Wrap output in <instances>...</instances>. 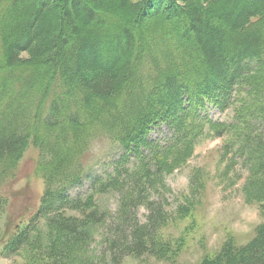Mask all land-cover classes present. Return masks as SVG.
Segmentation results:
<instances>
[{
    "label": "trees",
    "instance_id": "trees-1",
    "mask_svg": "<svg viewBox=\"0 0 264 264\" xmlns=\"http://www.w3.org/2000/svg\"><path fill=\"white\" fill-rule=\"evenodd\" d=\"M207 103L231 109L230 120L210 119ZM161 124L171 136L151 139ZM99 136L117 153L90 177ZM217 137L224 172H247L244 200L264 215V0H0V214L1 186L30 144L44 180L36 213L3 241L7 254L30 250L35 264L162 256L165 177ZM109 194L114 214L100 200ZM104 227L115 236L100 251ZM197 264H264V221L247 244L227 241Z\"/></svg>",
    "mask_w": 264,
    "mask_h": 264
},
{
    "label": "rangeland",
    "instance_id": "rangeland-1",
    "mask_svg": "<svg viewBox=\"0 0 264 264\" xmlns=\"http://www.w3.org/2000/svg\"><path fill=\"white\" fill-rule=\"evenodd\" d=\"M205 112L210 119L223 122L230 120L233 114L231 109L222 110L211 103L206 104ZM170 136L171 131L165 124L153 127L150 131V138L156 141H165ZM225 141V137H217L200 142L187 163L165 177L170 189L162 197L165 201L163 211L167 217L158 232L165 247L164 254L143 255L139 258L131 256L125 259L124 264H197L227 241L245 245L252 240L264 221V215L259 204L244 200L242 186L247 172L238 165L224 172L227 159L221 158V151ZM115 153L117 146L114 143L105 136L97 137L87 153V174L91 177L102 172L104 167L110 165ZM39 158V148L30 144L13 176L1 186L5 207L0 214V264H35L30 257V250L7 254L3 250V241L14 230V226L21 221L26 222L40 205L44 180L36 173ZM197 173L203 174L201 183L196 177L192 178ZM88 186L86 180L83 186L72 189L70 193L73 196L83 194ZM117 199L114 194H109L100 200L114 214ZM178 207L184 208L180 210L184 211L183 216L175 211ZM64 213L80 215L79 211L71 209H66ZM146 213L145 206L140 205L137 209L138 220L144 221ZM105 233L106 236L113 235L106 227L99 229L92 245L95 249H108L102 240Z\"/></svg>",
    "mask_w": 264,
    "mask_h": 264
}]
</instances>
